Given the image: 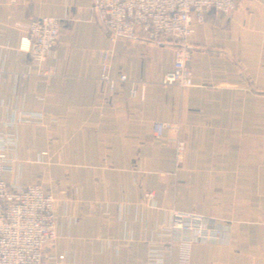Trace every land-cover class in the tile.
<instances>
[{"label":"crops","instance_id":"0c3cea01","mask_svg":"<svg viewBox=\"0 0 264 264\" xmlns=\"http://www.w3.org/2000/svg\"><path fill=\"white\" fill-rule=\"evenodd\" d=\"M90 4L0 0V136L13 134L15 145L1 179L54 197L52 252L64 264H150L154 252L163 264H179L181 247L163 236L171 211L222 231L215 244L190 246L187 264H264V19L241 2L238 22L206 20L185 43L111 44ZM41 17L60 23L48 79L33 75L21 40L20 27ZM183 47L193 84L244 89L213 100L199 89L164 87ZM103 52L110 76L128 81L113 92L100 80ZM155 123L178 131L156 138Z\"/></svg>","mask_w":264,"mask_h":264},{"label":"built area","instance_id":"2783aa9c","mask_svg":"<svg viewBox=\"0 0 264 264\" xmlns=\"http://www.w3.org/2000/svg\"><path fill=\"white\" fill-rule=\"evenodd\" d=\"M90 10L95 24L108 37L111 44L120 40L128 42L145 41L158 43L162 38H172L185 43L194 33L196 25L206 20L232 17L235 22L241 18L238 3L245 2L264 19V0H90ZM21 40L27 44L29 65L38 79H48L52 75L45 70V61L54 53L59 44L60 23L55 18H33L20 27ZM111 55H99L100 80L110 92L118 85L126 84L125 75L111 77L109 63ZM190 53L184 47L179 49L171 70L163 79L164 87H177L183 91L199 89L204 97L217 100L226 90L244 89L224 81L195 85L192 82L187 63ZM135 97L137 92L132 90ZM143 89L138 91L142 98ZM28 122L42 125L40 118L28 117ZM177 132L178 126L170 123H155L152 133L156 138L166 132ZM11 141V142H10ZM13 134L0 136V264H64V257L56 255L52 249L57 240L54 197L46 193L40 185L26 187L5 183L1 177L11 171V160L7 151L13 148ZM185 146L178 141L175 162L180 166ZM152 194L143 197L152 200ZM170 223L163 236L179 244L183 252L179 264H187V253L195 244H215L222 231L214 225L205 224L203 219L170 212ZM177 241H174V239ZM150 264H163L162 255L152 254Z\"/></svg>","mask_w":264,"mask_h":264}]
</instances>
